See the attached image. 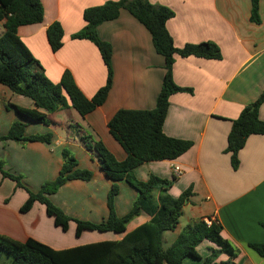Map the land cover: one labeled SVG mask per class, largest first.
<instances>
[{"label":"crops","instance_id":"1","mask_svg":"<svg viewBox=\"0 0 264 264\" xmlns=\"http://www.w3.org/2000/svg\"><path fill=\"white\" fill-rule=\"evenodd\" d=\"M108 1L119 0H39L42 22L17 31L36 61L32 71L52 84L59 83L63 73L68 72L83 96L92 98L105 84L106 67L92 43L72 40L71 35L84 27L85 9ZM146 1L173 12L166 29L175 47L210 42L218 47L220 59L174 57L172 80L191 93L170 96L162 131L167 137L190 141L192 146L175 160L147 162L134 168L132 174L140 182L150 176L172 181L166 192L171 198L190 190L181 214L186 216L187 224L198 220L216 222L222 228L221 237L237 251L233 264H264V257L248 247L264 243V136L251 135L246 139L237 154L236 169L231 167L230 154L225 151L232 121L264 92V0H258L257 23L250 20V0ZM54 22L63 30L62 47L56 52L50 50L45 34ZM3 32L0 21V36ZM97 35L111 48L112 82L105 102L85 117L69 107L46 114L48 124L28 121L15 107L33 110V102L0 85V138L7 135L14 123L25 124V137L50 135L48 143L0 141L1 171L18 177L21 183V187L17 186L0 171L1 237L17 243L33 239L60 251L120 240L123 236L84 232L76 241L67 237L73 224L63 235L46 215L43 205L35 202L29 211L20 212L27 191L35 194L43 183L57 177L63 164L62 152L66 151L75 159L77 169L91 172L92 178L88 182L65 183L48 197L50 204L78 221H104L108 216L106 198L111 182L81 144L80 135L101 142L121 162L126 155L108 133V121L119 110L155 108L165 71L163 58L155 52L148 32L127 11H122L115 21L98 26ZM258 119L264 121V102L258 108ZM173 167H179L180 175L175 176ZM118 190L113 210L118 218H123L138 193L123 181L118 183ZM160 194V190L153 192L155 202ZM149 221L146 214L132 218L125 226L126 233ZM178 227L179 224L170 231L174 233L166 232L163 236L174 241ZM196 251L199 260L185 258L182 264H203L218 248L203 241ZM216 254L211 264L228 260L226 254ZM0 264H9V260L1 257Z\"/></svg>","mask_w":264,"mask_h":264},{"label":"trees","instance_id":"2","mask_svg":"<svg viewBox=\"0 0 264 264\" xmlns=\"http://www.w3.org/2000/svg\"><path fill=\"white\" fill-rule=\"evenodd\" d=\"M250 6V20L257 23L258 0H250ZM122 11H127L148 32L155 52L163 58L165 72L153 110H119L107 123L108 133L126 155L123 161H116L101 142L93 141L89 135H80L81 144L97 160L101 172L111 182L106 198L108 216L98 224L78 221L65 216L50 204L48 197L65 183L74 180L88 182L92 178L91 172L77 169L75 159L66 151L62 152L63 164L57 177L41 185L35 194L27 191L28 197L20 212L29 211L37 202L45 207L46 215L62 232H67L72 223L76 239L84 232L123 236L120 240L100 241L60 251L52 250L33 239L17 243L0 236V259L4 257L9 260V264H182L185 258L200 259L196 247L203 241L214 244L218 248L217 253L227 255L228 260L222 264H233L237 256V251L221 237V226L216 222L207 226L203 220L184 226L172 245L163 249V234L176 228L183 204L191 191L186 190L177 198H171L166 192L172 181L150 176L147 181L140 182L132 174L134 168L147 162L175 160L192 146L190 141L167 137L162 131L170 96L191 93L190 89L177 87L172 80L174 57L220 59L218 47L210 42L175 47L166 29V22L174 15L171 10L152 6L146 0H119L108 1L82 12L84 27L71 35V39L92 43L107 72L104 86L92 98L87 99L68 72L63 73L59 83L52 84L42 74L32 71L36 61L19 39L17 31L20 27L42 22L43 10L39 0H0V21H3L4 30L0 36V85L33 102V110L15 107L18 114L31 122L48 124L46 114L60 108L70 107L82 118L90 114L105 102L112 82L111 48L99 39L97 28L118 19ZM45 34L50 50L58 51L62 47L63 38L60 24L52 23ZM263 102L264 92L232 121L225 151L230 154L233 169L238 166L237 154L246 139L251 135L264 136V121L258 119V108ZM75 128L78 129V126ZM24 129V123H14L0 141L48 143L50 140V135L25 137ZM1 173L21 187L18 177ZM122 181L133 188L138 197L129 213L118 218L113 210V202L119 192L118 183ZM155 190H160L161 193L157 202L153 198ZM140 214H146L150 221L126 233V224ZM248 247L258 256L264 257V243L248 244ZM216 252L212 251L203 264L214 262Z\"/></svg>","mask_w":264,"mask_h":264},{"label":"rangeland","instance_id":"3","mask_svg":"<svg viewBox=\"0 0 264 264\" xmlns=\"http://www.w3.org/2000/svg\"><path fill=\"white\" fill-rule=\"evenodd\" d=\"M44 184V183H43ZM42 184V185H43ZM41 187V186H40ZM40 189V188H39ZM188 222H187V219H186V216L184 215V216H180V218H179V220H178V224H179V226H180V229H179V227H178V229H179V233L181 232V230H182V228H184V226L187 224ZM72 226V225H71ZM177 229V230H178ZM60 232L62 233V231L60 230ZM170 233H174V232H170ZM169 233V235H171ZM177 233V232H176ZM63 235L65 234V233H62ZM65 235H67V234H65ZM176 235V234H175ZM67 237H72V239H74V240H78V239H76V238H74V236H73V230H72V228L69 230V235L67 236ZM164 237V236H163ZM177 237V236H176ZM69 238V239H70ZM176 239V238H175ZM175 239H174V241H175ZM174 241H169L168 240V236H165L164 237V239H163V244H162V247H163V249H167V248H169L171 245H172V243L174 242Z\"/></svg>","mask_w":264,"mask_h":264},{"label":"built area","instance_id":"4","mask_svg":"<svg viewBox=\"0 0 264 264\" xmlns=\"http://www.w3.org/2000/svg\"><path fill=\"white\" fill-rule=\"evenodd\" d=\"M173 173L175 174V176H178L180 175L181 170L179 169V167H173ZM204 222L206 223L207 226H209L213 221L206 220Z\"/></svg>","mask_w":264,"mask_h":264}]
</instances>
